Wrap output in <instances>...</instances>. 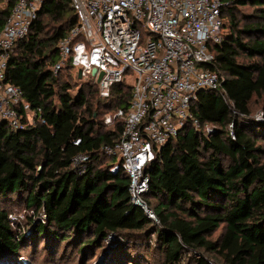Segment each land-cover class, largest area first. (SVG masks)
Here are the masks:
<instances>
[{
    "label": "trees",
    "instance_id": "16d2710c",
    "mask_svg": "<svg viewBox=\"0 0 264 264\" xmlns=\"http://www.w3.org/2000/svg\"><path fill=\"white\" fill-rule=\"evenodd\" d=\"M220 1L227 33L211 67L224 83L198 94L193 111L202 130L186 127L146 171L144 200L158 223L131 203L128 174L112 173L120 160L104 152L124 131L120 119L106 125L104 118L129 108L131 86L116 84L103 99L98 82H82L69 64L55 73L57 45L76 13L70 0L43 5L6 71V81L42 108L45 123L22 131L0 124V261L22 247L37 251L10 219L7 207L19 199L39 216L29 222L33 235L75 240L81 253L101 250L115 233L129 249L123 264H141L152 249L161 264H264V121L253 114L256 103L264 114V0ZM15 2L0 9V31ZM239 7L255 12L240 17ZM79 155L89 157L83 171L73 165ZM52 248L45 243L43 251L53 252L45 264Z\"/></svg>",
    "mask_w": 264,
    "mask_h": 264
},
{
    "label": "built area",
    "instance_id": "2783aa9c",
    "mask_svg": "<svg viewBox=\"0 0 264 264\" xmlns=\"http://www.w3.org/2000/svg\"><path fill=\"white\" fill-rule=\"evenodd\" d=\"M50 1L16 0L0 31V124L12 131L45 123L42 108H33L23 91L6 81V71L14 47L28 35L43 5ZM70 2L76 25L57 45L54 72L69 64L77 76L81 72L82 82H98L103 73L98 82L103 99L111 97L116 84L131 86L129 108L104 118L106 125L116 119L124 123L120 141L106 146L104 152L120 160L112 173L122 168L128 174L131 203L158 223L144 200L150 182L146 171L157 160L158 151L186 127L202 130L193 111L198 94L222 89L224 78L211 66L216 61L213 49L227 33L223 4L220 0ZM229 131L234 136L233 125ZM88 159L79 155L73 165L83 171Z\"/></svg>",
    "mask_w": 264,
    "mask_h": 264
},
{
    "label": "rangeland",
    "instance_id": "374dc122",
    "mask_svg": "<svg viewBox=\"0 0 264 264\" xmlns=\"http://www.w3.org/2000/svg\"><path fill=\"white\" fill-rule=\"evenodd\" d=\"M8 1L9 0H0L1 10L6 9ZM254 12V9L251 7L238 8L240 17L253 14ZM225 22L228 24L227 18ZM142 33L144 39H147L148 35L146 28L142 29ZM256 105H258V107H255V110H253L254 118L261 112L260 105L257 103ZM17 200L19 201V199ZM17 200H15L16 203H12L7 207L10 212V219L14 222L15 228L20 230L18 232H24L27 236L26 238L32 239L35 242L37 251H34L33 248L22 247L18 256H13L12 258L6 256L0 261V264H45L44 259L48 260L47 257H49L50 252H52L51 250L50 252L43 251L45 243L48 242L49 245L53 247L52 250L55 251L56 254L51 258L48 264H123L121 261L125 256V251L129 249H127L128 247L125 245H121L125 243L118 240V237L115 240H108L101 250L92 247L88 250L86 249L84 253H81L79 251L81 243L75 240L63 242L60 240L56 241L52 236H48L47 232L41 235H33V229L29 222L32 221V218H34V222L37 221L39 216H35L32 210L27 209L25 205L18 203ZM40 220L42 221V218ZM43 222L44 221L40 223ZM220 233L221 230L213 238L216 239ZM151 239V246H154L156 237L152 236ZM137 257L139 258V256ZM160 260V254L153 253L152 249L147 257L144 256L141 264H161Z\"/></svg>",
    "mask_w": 264,
    "mask_h": 264
},
{
    "label": "water",
    "instance_id": "95a60500",
    "mask_svg": "<svg viewBox=\"0 0 264 264\" xmlns=\"http://www.w3.org/2000/svg\"><path fill=\"white\" fill-rule=\"evenodd\" d=\"M96 73H97V71L94 70L93 74L96 75ZM103 75H104L103 73L100 74V77L98 78V82H100V80L103 77ZM78 76H79V78H81V72H79ZM254 119H256L258 121H264V114L262 112H260L257 116H255ZM116 238H117L116 234L112 233V234L109 235L108 240H115Z\"/></svg>",
    "mask_w": 264,
    "mask_h": 264
}]
</instances>
